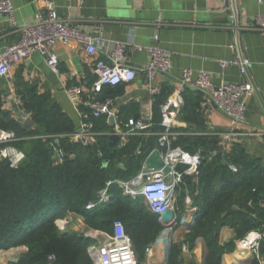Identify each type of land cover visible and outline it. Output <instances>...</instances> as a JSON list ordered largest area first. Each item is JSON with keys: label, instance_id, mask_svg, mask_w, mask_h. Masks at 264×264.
Masks as SVG:
<instances>
[{"label": "crops", "instance_id": "crops-1", "mask_svg": "<svg viewBox=\"0 0 264 264\" xmlns=\"http://www.w3.org/2000/svg\"><path fill=\"white\" fill-rule=\"evenodd\" d=\"M45 1H52L58 15L67 22L87 32L97 33L110 44L115 40L127 44L123 58L126 64L135 69V77L131 82L108 86L109 97L114 98L112 110L115 119L113 122L111 120V124H107L103 117L97 118L95 122L96 128L100 127L101 120L109 126L108 129H97L101 134L107 135V143L114 127H123L130 119L149 122L151 132L159 131V105L163 97L176 87L181 70L185 67L208 71L214 87L222 82L240 81L241 76L236 66L222 69L218 63L220 59L234 57L235 50L231 46L234 41L232 30L235 26L240 27L239 44L243 54L251 62L249 72L257 92L246 97L244 119L235 127L239 135L233 139L231 148L220 157L225 162L233 145L241 144L248 157L256 161L264 174V32L249 29L254 16L264 12V0H234L235 16H232V0H11L17 24L32 23L35 13L44 10ZM6 25L11 29L0 34V51L16 42L19 37L18 28L10 23L8 16L4 17L0 12V26ZM155 45L169 51L172 68L169 73L155 75L152 84L160 85L162 93L153 96L148 91L143 68L149 59V48ZM54 51L59 59L57 72L50 70L44 58L34 52L11 68L9 78H0L1 117L23 124L21 115L30 112L29 118L32 119L33 114L32 110H25L23 99L28 101L33 95H44L48 105L53 104L58 112L69 119L73 126L72 132L77 131L78 111L64 89L72 85L88 88L96 78L95 60L106 57L100 48L93 54H88L82 45L75 42H57ZM102 92L99 97H106ZM183 95L187 105L179 116L180 130L197 134L180 136L213 138L219 148L224 141L219 136L206 132L229 129L228 117L203 93L186 89ZM34 126L36 123L33 121L30 127ZM156 140L155 134L140 132L130 135L127 144L121 148H129L135 158H140V168L145 155L156 147ZM56 141L58 142L57 139ZM146 144L150 147L147 153L144 152ZM139 145H142L143 153L135 155V149ZM121 156L123 160L118 161V165L123 168L126 157L125 154ZM186 181L188 186H198V179L187 176ZM142 202L151 212L147 204L143 200ZM258 204L263 207L264 200H259ZM191 206L192 201L187 206L182 201L177 208L180 212L187 213ZM194 207L198 211L195 203ZM69 218L67 228L71 229L73 219L76 218ZM172 237L175 239L174 232ZM239 239L233 227H221L218 234L219 244L224 245L229 241L234 244L230 251L222 254L221 264L254 257L262 263L260 252L258 257L249 256L247 251L237 248ZM153 242L154 240L150 244ZM26 249L25 246L10 247L0 254V261L11 258L16 260ZM205 252L204 240L199 237L191 253L198 260L201 259L202 263ZM166 254L163 245L155 244L149 259L155 264H164Z\"/></svg>", "mask_w": 264, "mask_h": 264}, {"label": "trees", "instance_id": "trees-1", "mask_svg": "<svg viewBox=\"0 0 264 264\" xmlns=\"http://www.w3.org/2000/svg\"><path fill=\"white\" fill-rule=\"evenodd\" d=\"M107 88L102 92L106 97L110 94ZM23 105L25 110H32L31 118L36 126L27 128L0 116V128L14 132L17 139L11 144L25 155L16 167L0 160V249L26 246L15 264H94L87 252L92 240L72 229L59 231L55 225L56 218L72 212L81 215L88 227L107 232H111L115 220H120L131 238L137 262L144 261L145 247L162 226L157 215L146 209L142 198L124 195L119 186L112 184L106 202L90 209L85 207L89 201L96 200L99 189L108 180L134 175L140 158H135L129 148L117 149L116 144L110 154L106 134H100L93 146L71 142L68 134L73 126L69 119L53 104L48 105L44 95H33L28 101L23 99ZM186 105L185 102L182 112ZM104 120L96 129L109 128ZM215 143L213 138L179 136L174 144L191 152L200 148L206 154L219 149ZM53 144L63 152L60 162H56ZM146 145L145 153L150 150ZM122 154L126 157L123 168L118 165L123 160ZM221 154L218 150L210 161L202 162L198 186H190L189 190L199 209L186 228L190 230L191 249L197 238L204 240L206 252L200 264H221L222 254L233 248L232 241L219 244L218 234L224 225L233 227L237 238L264 225V206L258 204L264 200V174L260 167L248 157L241 144L233 145L225 162ZM103 159L107 160L106 164ZM229 162L237 165L239 171H230ZM171 235L166 241L165 264H181L180 244L169 243ZM259 252L262 263L254 257L241 260L240 264H264V239Z\"/></svg>", "mask_w": 264, "mask_h": 264}, {"label": "built area", "instance_id": "built-area-1", "mask_svg": "<svg viewBox=\"0 0 264 264\" xmlns=\"http://www.w3.org/2000/svg\"><path fill=\"white\" fill-rule=\"evenodd\" d=\"M232 2V16H235L234 0ZM0 12L6 13L10 23L19 30L17 41L0 51V78H9L11 68L21 60L29 58L34 52L39 53L44 58L50 70L57 72L59 59L54 51L57 42H75L82 45L88 54H93L98 48L102 50L106 58L95 60L96 78L90 86L87 88L81 85H72L64 89L67 97L77 109L79 117L78 129L68 134L69 139L71 142L85 147L96 144L101 131L96 129L95 120L103 117L107 124H111L110 118H112V122L115 119L112 110L114 98L109 96L100 98L99 94L106 86L112 87L128 83L133 81L135 77V69L126 64L123 58L127 44L116 40L110 44L97 33L87 32L67 22L58 15L52 1H45L44 10L35 13L33 22L29 24H17L11 0H0ZM249 29L264 32V12L254 16ZM240 30L241 28L238 26L233 27L232 30L234 41L231 46L235 50L234 57L218 61L222 69L236 66L241 76L240 81L222 82L214 87L211 74L208 71L185 67L181 70L176 87L166 95L159 105V131L151 132L149 130L150 123L140 119H130L125 122L123 127H114L113 131L118 135L116 142L118 148L127 144L130 135L140 132L155 134L157 140L153 150H157L161 165L155 168H146L145 159L152 150L149 151L134 175L126 179L108 180L105 186L99 189L96 200L89 201L85 207L90 209L106 202L109 199V186L116 184L121 188L124 195L141 197L148 209L157 215L162 229L154 242L145 247V259L141 263L136 260L131 238L120 220L113 222L111 232L96 229L88 230L87 236L92 242L88 245L87 252L94 264H155L149 257L153 245L158 242L159 235L163 234L164 238L169 237L170 233H173L171 231L173 224L177 222L186 225L182 219L183 213L180 212L178 216L176 212L178 210L175 202L177 191L182 186L185 193L184 204L185 206L189 205L191 199L186 177L189 176L197 180L204 160L210 161L218 154V150L224 154L231 148L233 139L239 135L235 127L244 119L246 97L257 92L254 79L249 72L251 62L243 54L239 44ZM171 68V56L168 50L157 45L149 48V59L143 70L151 95L155 96L162 93L160 85L152 84L155 75L157 73H169ZM186 89L205 94L228 117L229 129L221 132H206L209 135L219 136L224 141L218 150L204 154L201 149L191 152L174 144V140L180 135L197 134L180 130L179 116L185 104L183 93ZM30 114V112L22 114L21 119L29 118ZM16 139L14 132L0 128V160H9L11 167H16L25 157L22 150L11 144ZM53 152L56 162H60L63 152L56 144H53ZM142 153V145L137 146L134 154L141 155ZM98 156L102 157L101 151H98ZM105 160L103 159V161ZM228 168L234 173L239 171V167L232 162L228 163ZM189 209L190 218L187 223L194 220L197 212L196 207ZM166 210L173 212V217L169 221L162 217V213ZM69 219V217L55 219L58 230H65ZM263 239L264 231L262 229H250L238 240L237 248L247 251L249 256L258 257L259 247ZM52 258V256H48L49 260ZM15 262L16 260L11 258L0 261V264H15ZM230 264H240V261L235 260Z\"/></svg>", "mask_w": 264, "mask_h": 264}, {"label": "rangeland", "instance_id": "rangeland-1", "mask_svg": "<svg viewBox=\"0 0 264 264\" xmlns=\"http://www.w3.org/2000/svg\"><path fill=\"white\" fill-rule=\"evenodd\" d=\"M187 188H188V190H190V186H187ZM177 193L178 194L175 195V202H176V205L179 207V206H181L182 201L184 200V195H185L184 190L182 189V186H181L180 190L177 191ZM131 198L136 199V198H139V196L131 197ZM191 201H192V204H193V206H191V207H194V197L192 195H191ZM176 212H177V215L179 216L180 215V210L178 209ZM65 217H71V218H74L75 217L76 219H73V222L71 224V226H72L71 229H73L74 231H76L79 234H82V235H84V236H86L88 238V236H87L88 230L93 229V228H90V227H88L85 224L84 219H83V217L81 215L75 214V213H72V212H68L65 215L60 216V217H58L56 219H64ZM57 229H58V227H57ZM96 230H99V229H96ZM62 231H65V230H62ZM101 231H104V230H101ZM171 231L175 233V239H173V237H172L170 239L169 243L170 242L171 243L178 242L176 244H180V247H181V256H182V259H183L181 264H188L190 261H193L195 264H200L201 259L198 260L197 257H196V255H194V253H191L192 250H193V248L191 249L189 247L190 240L188 238V235L190 234V232H189L190 230H188L186 228V225L177 222V223L173 224ZM158 234L156 235V237L158 236ZM162 235L163 234H161V236ZM156 237H155V239H156ZM20 246H24V245H20ZM7 249L8 248H6V249H4V248L0 249L1 250L0 254H2L3 252H6ZM166 252H167V250H166ZM16 260H17V258H16Z\"/></svg>", "mask_w": 264, "mask_h": 264}, {"label": "water", "instance_id": "water-1", "mask_svg": "<svg viewBox=\"0 0 264 264\" xmlns=\"http://www.w3.org/2000/svg\"><path fill=\"white\" fill-rule=\"evenodd\" d=\"M2 16H7L6 13H1ZM11 29L9 26H0V34L6 32L7 30ZM112 120V118H110ZM33 121L30 118H26L23 121V125L30 127L32 125ZM118 140V135L112 131L109 135V140H108V150L110 152V154L113 151V147L115 145V143ZM57 143V141H56ZM104 164L107 163V160L103 161ZM5 165H9V160H5L4 161ZM161 165V160L159 158V154L157 152V150H152L150 152V154L147 156V158L145 159V166L146 168H155V167H159ZM164 170L166 171V168H164ZM162 217L166 220L169 221L172 219L173 217V212L171 210H166L165 212L162 213ZM264 231V225L261 228Z\"/></svg>", "mask_w": 264, "mask_h": 264}, {"label": "bare ground", "instance_id": "bare-ground-1", "mask_svg": "<svg viewBox=\"0 0 264 264\" xmlns=\"http://www.w3.org/2000/svg\"><path fill=\"white\" fill-rule=\"evenodd\" d=\"M190 216V212H187L186 214H184V216H183V222L186 224L187 222H188V220H189V217ZM167 238H168V236H167ZM167 238H164V236L162 235L159 239H158V242H157V244H161V245H163L164 247H165V249H167V247H166V241H167Z\"/></svg>", "mask_w": 264, "mask_h": 264}]
</instances>
